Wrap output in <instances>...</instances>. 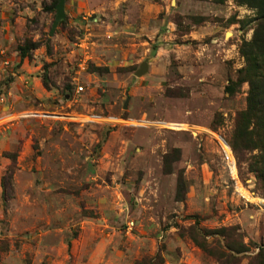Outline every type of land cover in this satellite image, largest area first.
Returning a JSON list of instances; mask_svg holds the SVG:
<instances>
[{
	"label": "rangeland",
	"instance_id": "1",
	"mask_svg": "<svg viewBox=\"0 0 264 264\" xmlns=\"http://www.w3.org/2000/svg\"><path fill=\"white\" fill-rule=\"evenodd\" d=\"M52 1L0 0V264H257L264 181L241 200L220 140L254 10L65 0L50 36Z\"/></svg>",
	"mask_w": 264,
	"mask_h": 264
},
{
	"label": "trees",
	"instance_id": "2",
	"mask_svg": "<svg viewBox=\"0 0 264 264\" xmlns=\"http://www.w3.org/2000/svg\"><path fill=\"white\" fill-rule=\"evenodd\" d=\"M57 2L58 0H53L49 10L54 11ZM236 2L254 10L255 15L248 21L253 25V35L250 40H244L240 45L244 65L238 71L237 80L231 81L226 86V90L233 93L236 86L244 82L248 83L249 88L246 107L237 114L232 134L228 139L225 137L224 139L235 157L239 177L240 164L247 161L250 171L264 181V0H236ZM244 25L242 21V26ZM160 35H157V39ZM35 45L27 42L25 46L19 48L20 62L27 57L30 49ZM43 84L48 86L45 79ZM233 184L234 182L232 186ZM254 259L257 264H264L263 248Z\"/></svg>",
	"mask_w": 264,
	"mask_h": 264
},
{
	"label": "built area",
	"instance_id": "3",
	"mask_svg": "<svg viewBox=\"0 0 264 264\" xmlns=\"http://www.w3.org/2000/svg\"><path fill=\"white\" fill-rule=\"evenodd\" d=\"M5 64H8V61L5 62ZM78 91H81L83 87L79 85ZM221 140V146L223 148V158L225 159L226 166L228 170L231 172V175L233 177L232 182H234L233 187L236 195L243 200L244 202H249L251 201V195L250 192L245 189L243 183L241 182L239 175H238V170L236 166V160L235 157L232 153V150L226 140L222 137H220Z\"/></svg>",
	"mask_w": 264,
	"mask_h": 264
},
{
	"label": "water",
	"instance_id": "4",
	"mask_svg": "<svg viewBox=\"0 0 264 264\" xmlns=\"http://www.w3.org/2000/svg\"><path fill=\"white\" fill-rule=\"evenodd\" d=\"M64 3L65 0H58V3L55 6L56 15L49 32L50 36L54 33L59 21L65 17ZM147 70H148V61L147 59H145L143 62H141V64L139 65L138 69L134 72V74L135 76H142L144 73L147 72ZM126 107H127V102H125L124 104V108Z\"/></svg>",
	"mask_w": 264,
	"mask_h": 264
},
{
	"label": "bare ground",
	"instance_id": "5",
	"mask_svg": "<svg viewBox=\"0 0 264 264\" xmlns=\"http://www.w3.org/2000/svg\"><path fill=\"white\" fill-rule=\"evenodd\" d=\"M175 124V123H174Z\"/></svg>",
	"mask_w": 264,
	"mask_h": 264
}]
</instances>
